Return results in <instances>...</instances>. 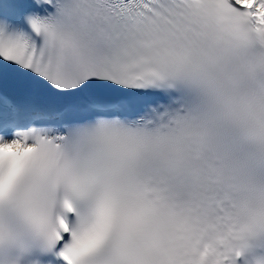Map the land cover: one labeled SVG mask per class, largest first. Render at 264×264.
I'll return each mask as SVG.
<instances>
[{
	"label": "snow or ice",
	"instance_id": "6c2138e0",
	"mask_svg": "<svg viewBox=\"0 0 264 264\" xmlns=\"http://www.w3.org/2000/svg\"><path fill=\"white\" fill-rule=\"evenodd\" d=\"M0 264H264V0H0Z\"/></svg>",
	"mask_w": 264,
	"mask_h": 264
}]
</instances>
